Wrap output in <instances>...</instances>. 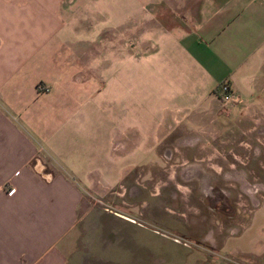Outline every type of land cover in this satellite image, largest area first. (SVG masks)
I'll return each mask as SVG.
<instances>
[{
    "label": "crops",
    "instance_id": "obj_1",
    "mask_svg": "<svg viewBox=\"0 0 264 264\" xmlns=\"http://www.w3.org/2000/svg\"><path fill=\"white\" fill-rule=\"evenodd\" d=\"M140 4L116 24L109 0H0V264H70L84 176L116 136L117 32L137 40L121 43L130 138L149 130L157 158L228 107L224 80L264 128V0Z\"/></svg>",
    "mask_w": 264,
    "mask_h": 264
},
{
    "label": "rangeland",
    "instance_id": "obj_2",
    "mask_svg": "<svg viewBox=\"0 0 264 264\" xmlns=\"http://www.w3.org/2000/svg\"><path fill=\"white\" fill-rule=\"evenodd\" d=\"M109 1L116 24L125 22L126 7H142L141 0ZM135 33H116V136L84 176L91 186L70 264H264V128L251 110L228 106L187 139L170 131L159 158L149 130L131 141L121 77L130 49L122 42H137Z\"/></svg>",
    "mask_w": 264,
    "mask_h": 264
},
{
    "label": "built area",
    "instance_id": "obj_3",
    "mask_svg": "<svg viewBox=\"0 0 264 264\" xmlns=\"http://www.w3.org/2000/svg\"><path fill=\"white\" fill-rule=\"evenodd\" d=\"M45 89L48 90L49 88L46 87ZM220 90H221L220 99L222 100L224 106H232L234 103L240 100L238 95L233 90L231 83L228 80H224L220 84ZM14 190L15 188L12 187L9 189L8 193L11 194L13 193Z\"/></svg>",
    "mask_w": 264,
    "mask_h": 264
},
{
    "label": "flooded vegetation",
    "instance_id": "obj_4",
    "mask_svg": "<svg viewBox=\"0 0 264 264\" xmlns=\"http://www.w3.org/2000/svg\"><path fill=\"white\" fill-rule=\"evenodd\" d=\"M184 177H185V178H187V181H191V180H192V177H190V178H189V176H188V174H187V173H185V174H184ZM193 177H194V176H193ZM230 177H232V175H231V174H230ZM179 184H180V186H182V187H183V184H182V183H179Z\"/></svg>",
    "mask_w": 264,
    "mask_h": 264
}]
</instances>
